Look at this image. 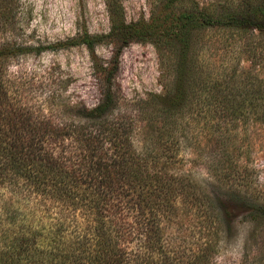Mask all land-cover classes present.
I'll return each mask as SVG.
<instances>
[{"label":"trees","instance_id":"1","mask_svg":"<svg viewBox=\"0 0 264 264\" xmlns=\"http://www.w3.org/2000/svg\"><path fill=\"white\" fill-rule=\"evenodd\" d=\"M167 4L162 16L128 23L120 1L106 0V34L85 30L53 47L0 43V264H210L216 257L232 202L216 200L167 164L177 160L176 144L186 137L177 133L179 123L195 112L206 113L209 128L241 121L247 131L252 121L264 122V82L253 85L236 69L230 75L207 69L197 48V36L214 28L241 43L252 32L264 33V0ZM10 25L7 8L0 6V30ZM141 42L168 51L164 91L126 107L120 57ZM102 45L112 49L109 60L97 55ZM78 46L88 51L100 91L95 106L54 109L50 99L59 102L64 81L53 77L38 92L44 99L37 109L22 104L28 97L23 91H11L9 58ZM251 47L241 46L254 59ZM152 124L160 125L157 145L139 152L133 136ZM218 171L222 179H233ZM259 209L264 216V205ZM186 216L201 225L199 250L193 235L167 234L170 224Z\"/></svg>","mask_w":264,"mask_h":264},{"label":"rangeland","instance_id":"2","mask_svg":"<svg viewBox=\"0 0 264 264\" xmlns=\"http://www.w3.org/2000/svg\"><path fill=\"white\" fill-rule=\"evenodd\" d=\"M119 1L128 23L149 22L170 7L167 0ZM194 1L207 7L226 0ZM190 5L185 3L182 7ZM0 6L7 8L11 24L6 31L0 30L2 44L53 47L77 38L85 30L91 34H106L110 30L106 0H0ZM197 40L207 69L223 68L229 75L236 69L253 85L264 82V33L252 32L241 43L214 28L197 36ZM244 43L256 49L254 59L244 53ZM111 52L108 45L97 48V55L103 60H109ZM167 57L168 51L151 42L133 43L123 50L118 83L124 106L130 107L151 93L164 91L166 80L163 83L162 78L169 63ZM6 65L11 91L28 95L21 101L26 107H39L44 98L38 92L45 91L48 77L64 81L59 102L50 99L54 109L80 102L93 107L101 98L88 51L83 46L48 48L38 55L9 58ZM49 106L50 102H46L45 107ZM208 120L206 113L195 112L179 123L177 133L186 137L176 144L177 160H170L167 165L170 171L188 177L216 200L232 202L233 215L225 223V238L210 264H264V216L259 209L264 205V122L252 121L246 131L241 121L237 126L223 124L220 129L207 127ZM214 123L208 126H215ZM159 129V124H152L137 130L133 136L135 148L142 152L156 143ZM216 169H223L234 180L222 179ZM176 224H170L168 236L191 239L187 236L193 235L194 249L199 250L204 238L198 220L186 216L177 219ZM177 227L182 233L175 231Z\"/></svg>","mask_w":264,"mask_h":264}]
</instances>
